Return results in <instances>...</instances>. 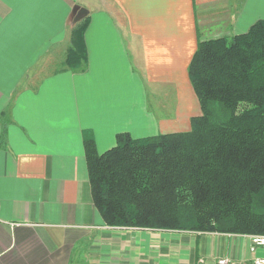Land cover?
Listing matches in <instances>:
<instances>
[{"label": "crops", "instance_id": "obj_1", "mask_svg": "<svg viewBox=\"0 0 264 264\" xmlns=\"http://www.w3.org/2000/svg\"><path fill=\"white\" fill-rule=\"evenodd\" d=\"M83 14L84 67H61ZM259 18L264 0H0V264H253L264 255L247 234L105 224L84 154L86 139L102 152L119 131L188 130L200 113L187 74L197 41Z\"/></svg>", "mask_w": 264, "mask_h": 264}, {"label": "trees", "instance_id": "obj_2", "mask_svg": "<svg viewBox=\"0 0 264 264\" xmlns=\"http://www.w3.org/2000/svg\"><path fill=\"white\" fill-rule=\"evenodd\" d=\"M76 21L62 63L86 60ZM200 113L185 131L84 141L93 203L105 224L264 233V19L242 33L198 40L187 66Z\"/></svg>", "mask_w": 264, "mask_h": 264}, {"label": "built area", "instance_id": "obj_3", "mask_svg": "<svg viewBox=\"0 0 264 264\" xmlns=\"http://www.w3.org/2000/svg\"><path fill=\"white\" fill-rule=\"evenodd\" d=\"M249 238V250L254 251L257 247H264V233H248ZM253 264H264V255H254L251 259ZM219 264H229L231 260L229 258L217 259Z\"/></svg>", "mask_w": 264, "mask_h": 264}, {"label": "rangeland", "instance_id": "obj_4", "mask_svg": "<svg viewBox=\"0 0 264 264\" xmlns=\"http://www.w3.org/2000/svg\"><path fill=\"white\" fill-rule=\"evenodd\" d=\"M85 16V14H83L82 16H80V17H78L77 18V21H79L80 19H82L83 17ZM231 34H228V35H219V36H230ZM219 36H215V37H219ZM211 38H214V37H211ZM211 38H205V39H211ZM204 40V39H203ZM68 45H69V39H68V43L66 44V46H65V48H64V55H65V51H66V49H67V47H68ZM58 54V52L56 53V56H58L57 55ZM57 62V61H56ZM58 65V63H56V66ZM58 67V66H57ZM61 67H66L65 65H63V63L61 62ZM153 95V93L152 92H150L149 91V93H148V95H147V97H148V102H147V105H148V107L149 108H151L154 104H153V101H152V96ZM166 97L164 96V102H165V100L167 101V98L165 99ZM157 100H159L160 101V97H158L157 98ZM150 229V228H149ZM161 230H164V229H161ZM171 230H174V229H171ZM235 234H246V233H235ZM240 264H250V263H248V262H241Z\"/></svg>", "mask_w": 264, "mask_h": 264}]
</instances>
